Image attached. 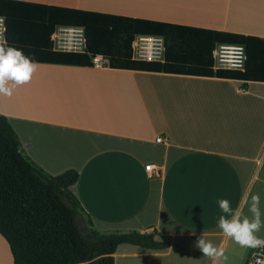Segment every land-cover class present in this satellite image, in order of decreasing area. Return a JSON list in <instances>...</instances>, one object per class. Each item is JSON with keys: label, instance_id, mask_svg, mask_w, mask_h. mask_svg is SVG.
Segmentation results:
<instances>
[{"label": "crops", "instance_id": "crops-1", "mask_svg": "<svg viewBox=\"0 0 264 264\" xmlns=\"http://www.w3.org/2000/svg\"><path fill=\"white\" fill-rule=\"evenodd\" d=\"M14 1L264 39V0ZM35 63L29 83L0 94V114L23 152L51 176L77 171L70 190L81 225L154 229L169 244H120L114 264H213L194 246L201 234L223 242L225 264H247L253 248L223 235L217 200L235 210L259 194L264 214V82ZM242 211L251 216L248 206ZM0 264H13L1 236Z\"/></svg>", "mask_w": 264, "mask_h": 264}, {"label": "trees", "instance_id": "trees-1", "mask_svg": "<svg viewBox=\"0 0 264 264\" xmlns=\"http://www.w3.org/2000/svg\"><path fill=\"white\" fill-rule=\"evenodd\" d=\"M0 17L5 46L37 63L91 67L92 57L101 55L113 69L264 82V39L255 36L14 0H0ZM57 26L83 27L86 51L54 50L50 37ZM141 35L164 38L163 62L132 59L131 42ZM218 44L242 45L244 69L215 70L212 52ZM77 179L73 169L51 176L37 166L0 114V236L13 264H114L120 244L169 247L154 229L104 233L89 220L81 225L82 208L70 190Z\"/></svg>", "mask_w": 264, "mask_h": 264}, {"label": "clouds", "instance_id": "clouds-1", "mask_svg": "<svg viewBox=\"0 0 264 264\" xmlns=\"http://www.w3.org/2000/svg\"><path fill=\"white\" fill-rule=\"evenodd\" d=\"M36 69V63L25 56L22 50L6 47L5 42L0 39V94L10 97L15 88L31 81ZM217 203L223 213L219 217L217 226L225 237L241 247L264 248V238L257 235L261 228H264V219H262L264 214L260 209L259 194L245 196L242 205L235 210L227 199H218ZM243 206H248L251 216L243 213ZM194 246L203 253V256L210 258L213 264H225L228 259L223 242L219 245L213 244L205 240L203 234L197 237ZM257 264H264V261L257 260Z\"/></svg>", "mask_w": 264, "mask_h": 264}, {"label": "built area", "instance_id": "built-area-1", "mask_svg": "<svg viewBox=\"0 0 264 264\" xmlns=\"http://www.w3.org/2000/svg\"><path fill=\"white\" fill-rule=\"evenodd\" d=\"M5 19L0 17V39L5 40ZM53 49L61 52L83 53L86 51V36L83 27L57 26L51 34ZM131 57L135 61L163 62L165 57V41L160 36H136L131 42ZM214 69L243 70L245 64V48L242 45L218 44L212 52ZM93 67L109 66L108 58L97 55L92 57ZM162 137L156 142H162ZM152 170L151 165L144 167ZM264 261V248H256L250 253L247 264Z\"/></svg>", "mask_w": 264, "mask_h": 264}]
</instances>
